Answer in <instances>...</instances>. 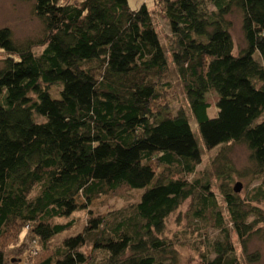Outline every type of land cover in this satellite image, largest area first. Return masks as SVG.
Returning a JSON list of instances; mask_svg holds the SVG:
<instances>
[{
    "label": "trees",
    "instance_id": "obj_1",
    "mask_svg": "<svg viewBox=\"0 0 264 264\" xmlns=\"http://www.w3.org/2000/svg\"><path fill=\"white\" fill-rule=\"evenodd\" d=\"M19 1L33 2L43 36L0 28V264H181L166 222L197 195L194 219L217 231L199 264H242L234 234L245 253L264 240V0H152L169 46L147 2ZM180 89L190 114L173 108ZM191 117L207 150L245 144V175L262 181L243 200L224 167L226 213L210 180L188 178L203 161ZM141 189L128 209L97 212L103 197ZM82 211L84 229L52 246Z\"/></svg>",
    "mask_w": 264,
    "mask_h": 264
},
{
    "label": "rangeland",
    "instance_id": "obj_2",
    "mask_svg": "<svg viewBox=\"0 0 264 264\" xmlns=\"http://www.w3.org/2000/svg\"><path fill=\"white\" fill-rule=\"evenodd\" d=\"M143 2H147L151 10H153V19L156 29L162 42L166 46H169L171 42V30L169 23L163 13H161L160 8L159 10H156L152 0H129L130 6L134 9L140 7ZM32 4L33 2L29 1L0 0V28L10 27L14 36L20 41L42 37L43 24L33 14ZM229 18L232 22L231 32L235 41L236 51H239L246 45L242 29V15L239 11H235ZM34 50L41 53L44 50V47H35ZM4 56V52L0 51V58ZM50 93L53 98H60L58 86H52ZM216 101L217 96L211 94L209 96V102L212 104L213 110L215 109L214 106ZM173 108L175 111L184 108L188 114H190L188 100L181 89L179 92V99L174 101ZM211 115L214 116L213 114ZM191 124L202 152L203 161L197 167L196 173L188 178L190 181L201 178L204 182L207 181V179L210 180L212 184L211 189L214 193L217 205L223 209L224 213H226L227 209L220 188V185L223 182L220 178V173H222L228 165L236 169V171L232 173L233 178L230 186L234 189V186L237 183L242 184V189L238 193V196L243 200L249 197L252 190L260 185L262 181L254 179L251 175H245V172L251 167V161L249 158L250 152L245 144L231 143L229 145L219 146L213 150H207L200 134L198 123L192 117ZM144 190L145 189H141L140 191H126L125 194L122 195L103 197L105 202L100 208H98L97 212L108 214L112 211L128 209L130 205L138 202L141 192L143 193ZM197 196L196 198L193 197L187 200L168 218L166 222L165 234L176 242L181 255V264H199L201 254L206 248L207 238L217 235L216 229L212 226L213 223L205 229L203 227L205 221L199 223L194 219L192 215L193 208L199 203V198ZM262 208L264 209V204L262 205ZM205 215V217H208L207 213H205ZM72 218H74L76 222L75 228L72 229V231L58 236L52 242V246L60 245L65 236L77 234L84 229L88 219L84 211L77 212ZM57 220L60 222H67L69 219L62 218ZM234 240L242 264H264L263 239L254 236L248 245L247 253L243 252L236 234H234ZM86 250L87 252H90V247H87ZM250 255L253 257L250 258ZM257 255H259L258 258L255 257ZM38 260L37 257H33L29 262L25 260L24 264H35Z\"/></svg>",
    "mask_w": 264,
    "mask_h": 264
},
{
    "label": "water",
    "instance_id": "obj_3",
    "mask_svg": "<svg viewBox=\"0 0 264 264\" xmlns=\"http://www.w3.org/2000/svg\"><path fill=\"white\" fill-rule=\"evenodd\" d=\"M242 189V184L241 183H237L234 187L235 192L239 193Z\"/></svg>",
    "mask_w": 264,
    "mask_h": 264
}]
</instances>
